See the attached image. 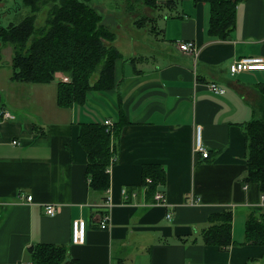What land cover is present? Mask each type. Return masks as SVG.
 <instances>
[{"label": "crops", "instance_id": "1", "mask_svg": "<svg viewBox=\"0 0 264 264\" xmlns=\"http://www.w3.org/2000/svg\"><path fill=\"white\" fill-rule=\"evenodd\" d=\"M154 1L159 37L149 42L151 55L125 56L116 46L122 58L114 87L89 90L83 103L57 101L58 81H69V72L50 82L15 79L13 47L0 45V264H37L43 248L60 251L52 264H264V243L245 233L246 220L264 214V194L247 179L244 134L258 114L264 70L228 69L240 56L264 57V0H237L224 39L208 34L209 2ZM185 41L193 52L179 49ZM210 82L225 91L214 93ZM106 117L121 125L109 185L98 190L79 134ZM197 126L207 157L195 151ZM145 175L159 177L151 184ZM155 191L166 206L152 204ZM106 194L110 225L101 229ZM223 212L231 214L230 244L205 242L204 228ZM78 217L87 222L81 244L70 240Z\"/></svg>", "mask_w": 264, "mask_h": 264}, {"label": "trees", "instance_id": "2", "mask_svg": "<svg viewBox=\"0 0 264 264\" xmlns=\"http://www.w3.org/2000/svg\"><path fill=\"white\" fill-rule=\"evenodd\" d=\"M91 1L20 0L28 8L27 14L7 23L0 21V45L13 47V77L27 82H50L57 72H69V81H58L60 105L83 103L89 90L112 89L115 66L122 54L113 44L111 20ZM205 1L210 4L208 34L226 38L234 24L237 0ZM43 8L45 17L39 23L38 13ZM94 75L96 79L91 84ZM260 88L258 114L245 124L244 134L247 179L255 182L264 194V84ZM118 119L121 120L120 116ZM119 125L114 126L112 133L105 132L100 122H88L80 130L79 141L88 156L86 175L94 189L104 190L109 185V166L115 162L113 141ZM155 177L159 176L151 175L149 183L153 184ZM219 215L221 220L204 228L203 238L205 242L226 246L231 242V214ZM245 233L249 242L264 243V214L261 218L250 216ZM35 261L37 264L60 262V251L43 248Z\"/></svg>", "mask_w": 264, "mask_h": 264}, {"label": "rangeland", "instance_id": "3", "mask_svg": "<svg viewBox=\"0 0 264 264\" xmlns=\"http://www.w3.org/2000/svg\"><path fill=\"white\" fill-rule=\"evenodd\" d=\"M90 4L97 6L111 20V29L115 35L113 44L120 48L123 55L128 56L132 55V53L139 57H141L140 55H151L146 52V49L153 38L157 40L159 37L155 28V17L156 13H158L157 11H159L158 3L154 0H92ZM45 11L46 9L43 8L38 13L37 21L39 23L43 22ZM0 12V21L7 23V21H13L26 15L28 8L24 7L20 0H0ZM2 14L3 17L1 16ZM134 38L135 41L139 40V44L136 46L133 43ZM159 43L157 44L160 46ZM159 52H161V49L157 47V53ZM3 72L4 70L1 69L0 73L3 74ZM95 79L96 75L90 79L91 84H93Z\"/></svg>", "mask_w": 264, "mask_h": 264}, {"label": "built area", "instance_id": "4", "mask_svg": "<svg viewBox=\"0 0 264 264\" xmlns=\"http://www.w3.org/2000/svg\"><path fill=\"white\" fill-rule=\"evenodd\" d=\"M178 47L182 51L186 52H193L195 50L193 42L185 41L179 42ZM229 72L232 75L244 72V71H262L264 70V57L262 56H240L235 58L228 66ZM209 87L214 93L221 94L225 90L222 86L218 85L216 82H210ZM2 116L5 118H11L12 115L10 112L3 111ZM100 123L104 126V130L107 133H112L114 128V120L110 117H106L100 121ZM200 126L196 127V136H195V151L200 152L203 157L208 156V150L203 145L201 138H200ZM16 143L15 140L12 141ZM146 182H150V178H145ZM122 192L125 193L126 190L122 189ZM27 201H31L32 195H27L25 197ZM261 199H264V195H261ZM153 205H167V201L165 199V195L160 191L154 192V201L152 202ZM111 200L110 196L106 194L103 199L102 207L105 208L103 215L98 220V227L101 229L109 228V208L111 207ZM44 210L49 215H54L57 211V208L52 203H47L44 205ZM167 218H171V212L167 213ZM86 229H87V222L85 219L78 217L71 221L70 224V240L72 243L81 244L85 241L86 237ZM30 264V263H25ZM215 264H235L233 262H226V263H215Z\"/></svg>", "mask_w": 264, "mask_h": 264}, {"label": "water", "instance_id": "5", "mask_svg": "<svg viewBox=\"0 0 264 264\" xmlns=\"http://www.w3.org/2000/svg\"><path fill=\"white\" fill-rule=\"evenodd\" d=\"M68 262H65L64 264H67Z\"/></svg>", "mask_w": 264, "mask_h": 264}]
</instances>
